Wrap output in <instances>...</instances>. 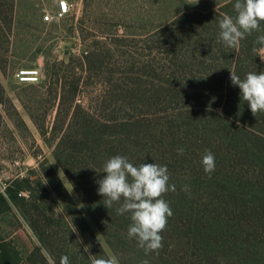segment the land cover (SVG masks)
Listing matches in <instances>:
<instances>
[{
  "label": "trees",
  "instance_id": "1",
  "mask_svg": "<svg viewBox=\"0 0 264 264\" xmlns=\"http://www.w3.org/2000/svg\"><path fill=\"white\" fill-rule=\"evenodd\" d=\"M235 2L231 0L217 14L215 28L208 27L207 20L189 24L200 26L203 36L180 28L179 40L172 41L182 49L178 68L187 66L191 54L201 66L197 70L202 82L219 85V89L201 94L213 103V107H204L209 110L207 116L194 107L184 112L190 113L188 118H177L178 124L169 120L165 128L153 129L151 119L118 117L121 108L112 107L110 88L91 104L75 102L80 74L71 72L70 79L64 76L49 132L52 156L92 226L54 168L41 161L38 169L15 175L0 191V217L15 210L39 245L23 251L14 239L0 236V264H47L46 254L56 264L61 256H67L70 264H92L93 256L115 257L118 264H142L143 260L149 264H264V132L257 129L264 124V112L253 116L239 87L230 80V71L241 79L249 72L264 71L259 53L264 45L257 43V37L264 35V21L259 31L246 35L235 48L226 47L218 39V22L224 15H237ZM14 5L15 0H0L2 33L11 30ZM97 61L96 68L101 63ZM166 91L180 94L171 87ZM163 97H167L164 91L151 93L147 89L141 99H125L131 109L173 101ZM38 127L45 138L47 132L42 125ZM180 148L183 154H178ZM206 151L215 156V171L210 175L202 165ZM115 155L128 157L134 166H167L168 184L176 190L162 197L173 214L161 233L163 246L158 253L145 255L137 241L127 236L130 214L117 215L119 205L106 208L98 194L96 181L104 177L103 166Z\"/></svg>",
  "mask_w": 264,
  "mask_h": 264
},
{
  "label": "rangeland",
  "instance_id": "2",
  "mask_svg": "<svg viewBox=\"0 0 264 264\" xmlns=\"http://www.w3.org/2000/svg\"><path fill=\"white\" fill-rule=\"evenodd\" d=\"M68 1L70 11L63 19L45 22L43 14L53 10L57 0H15L11 30L0 32V187L5 189L15 175L22 176L29 169H38L39 162H46L44 165L54 168L92 226L52 156L49 132L58 111L60 82L66 75L72 78L71 72L80 74L75 102L82 105L91 104L110 88L112 107L121 108L118 117L126 114L151 119L153 129L165 128L169 120L178 124L177 118H188L190 113L184 112L190 108L206 115L209 110L204 107H213V103L206 102L201 94L217 90L219 85L202 82L198 59L189 53L187 66L178 68L182 49L172 41L179 40L180 28L203 36L200 26L189 25L192 22L207 20L208 27H217L219 12L231 0ZM86 53L90 55L87 59L83 57ZM260 55L264 60V51ZM96 60L101 61L97 68ZM25 67L40 70L38 83L16 81V69ZM168 87L180 94H171L166 91ZM147 89L151 93L164 91L167 97L163 100L173 101L131 109L125 98L141 99ZM196 94L199 96H192ZM40 125L47 132L45 138ZM257 129L264 132V124ZM0 236L14 239L23 251L39 245L15 210L0 217Z\"/></svg>",
  "mask_w": 264,
  "mask_h": 264
},
{
  "label": "clouds",
  "instance_id": "3",
  "mask_svg": "<svg viewBox=\"0 0 264 264\" xmlns=\"http://www.w3.org/2000/svg\"><path fill=\"white\" fill-rule=\"evenodd\" d=\"M233 7L237 15H224L218 22V39L228 48H235L246 35L259 31L260 23L264 21V0H236ZM257 43L264 45V35L257 37ZM230 80L232 85L239 87L240 96L248 103L253 116L264 112V71L259 74L249 72L244 79L230 71ZM177 151L183 154L184 150L180 148ZM202 165L206 174L215 171V156L211 151H206ZM102 172L104 177L96 183L104 206L111 208L115 203L119 205L117 215L130 214L128 238L135 239L145 255L158 253L163 246L161 233L173 214L162 197L166 192L176 190L175 185L168 184L167 166L156 163L134 166L128 157L115 155L105 162ZM71 231H76L74 226ZM46 259L47 264H56L50 254H46ZM59 264H70L69 258L61 256ZM92 264H118V261L115 257L105 259L93 256ZM142 264H149V261L143 260Z\"/></svg>",
  "mask_w": 264,
  "mask_h": 264
},
{
  "label": "built area",
  "instance_id": "4",
  "mask_svg": "<svg viewBox=\"0 0 264 264\" xmlns=\"http://www.w3.org/2000/svg\"><path fill=\"white\" fill-rule=\"evenodd\" d=\"M70 7L71 5L68 0H57L55 8L46 11L42 19L45 22L63 19L69 13ZM260 51H264V48ZM14 77L19 83H38L40 80V70L36 67L18 68L14 73ZM0 191H4V186L0 187Z\"/></svg>",
  "mask_w": 264,
  "mask_h": 264
},
{
  "label": "crops",
  "instance_id": "5",
  "mask_svg": "<svg viewBox=\"0 0 264 264\" xmlns=\"http://www.w3.org/2000/svg\"><path fill=\"white\" fill-rule=\"evenodd\" d=\"M56 4V3H55Z\"/></svg>",
  "mask_w": 264,
  "mask_h": 264
}]
</instances>
